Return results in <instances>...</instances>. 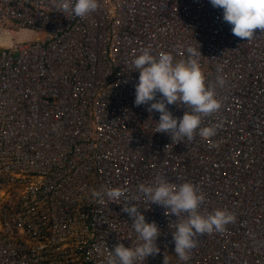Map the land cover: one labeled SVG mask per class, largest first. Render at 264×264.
<instances>
[{
  "label": "built area",
  "instance_id": "2783aa9c",
  "mask_svg": "<svg viewBox=\"0 0 264 264\" xmlns=\"http://www.w3.org/2000/svg\"><path fill=\"white\" fill-rule=\"evenodd\" d=\"M56 3L0 0V33H11L0 48V264H108L118 244L135 246L127 202L98 205L91 190L102 187L138 196L158 225L160 252L143 264L165 255L170 264H264V30L238 38L210 0H98L84 18ZM188 47L202 53L221 108L202 120L214 136L175 143L155 132L161 113L148 111L161 93L135 105L133 60L150 48L175 63ZM167 107L179 118L188 110ZM158 176L202 191V214L235 216L199 236L187 262L173 240L185 214L166 215L138 191Z\"/></svg>",
  "mask_w": 264,
  "mask_h": 264
},
{
  "label": "clouds",
  "instance_id": "9594fccd",
  "mask_svg": "<svg viewBox=\"0 0 264 264\" xmlns=\"http://www.w3.org/2000/svg\"><path fill=\"white\" fill-rule=\"evenodd\" d=\"M210 3L223 9L224 21L232 25V33L238 38L250 40L256 29L264 30V0H210ZM56 7L64 14L84 18L97 11L99 3L98 0H57ZM199 56H202L200 50L188 47L187 58L174 63L172 54L160 52L157 57L151 54L150 48H145L133 60L134 69L140 72L135 105L148 104L155 100L157 93H161V99L151 103L148 111L161 113L155 132L170 134L175 143L178 140L183 142L185 138L191 142L197 133L205 139L216 134L215 127H201L204 117L219 111L221 102L216 98L215 90L206 85ZM219 83L223 85L224 80L219 79ZM174 103L187 106L182 118L174 117L168 109L167 105ZM138 191L149 203L165 207L166 215L175 214L179 219L182 213L185 214L173 231L175 253L181 261L191 259L190 253L198 246L199 236L213 231L223 232L235 220L234 214L227 209L202 214L199 209L206 199L205 194L190 182L176 185L158 176L154 184H140ZM127 193V189L120 187L91 190L98 205H103L105 199L116 202L123 198L127 204L122 211L132 217V227L138 235L139 242L135 246L118 244L109 256L108 264H143L148 256L160 252L158 225L146 221L135 203L139 197ZM163 264H170L168 255L164 256Z\"/></svg>",
  "mask_w": 264,
  "mask_h": 264
},
{
  "label": "rangeland",
  "instance_id": "374dc122",
  "mask_svg": "<svg viewBox=\"0 0 264 264\" xmlns=\"http://www.w3.org/2000/svg\"><path fill=\"white\" fill-rule=\"evenodd\" d=\"M12 26H14V25H12ZM1 32H3V31H1ZM14 32H16V29L14 30ZM10 35H11V33L9 31L4 32V33H0V48L7 46V44L10 41ZM0 206H2L1 202H0Z\"/></svg>",
  "mask_w": 264,
  "mask_h": 264
}]
</instances>
